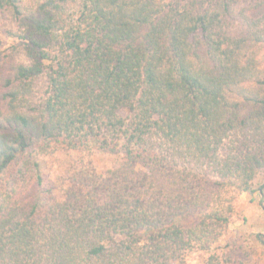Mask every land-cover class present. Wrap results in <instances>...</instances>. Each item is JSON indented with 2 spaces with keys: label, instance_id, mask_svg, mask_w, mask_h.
Masks as SVG:
<instances>
[{
  "label": "trees",
  "instance_id": "obj_1",
  "mask_svg": "<svg viewBox=\"0 0 264 264\" xmlns=\"http://www.w3.org/2000/svg\"><path fill=\"white\" fill-rule=\"evenodd\" d=\"M29 2L0 0V264L211 250L264 179V0Z\"/></svg>",
  "mask_w": 264,
  "mask_h": 264
},
{
  "label": "rangeland",
  "instance_id": "obj_2",
  "mask_svg": "<svg viewBox=\"0 0 264 264\" xmlns=\"http://www.w3.org/2000/svg\"><path fill=\"white\" fill-rule=\"evenodd\" d=\"M26 9H31L29 0H23ZM10 22L3 27H9ZM2 27V28H3ZM8 40V44L12 43ZM99 170L117 164V156H110L95 147L89 151ZM81 155L66 148L57 149L52 155L47 156L52 172L60 168V164L67 163L69 158ZM53 174V173H52ZM262 174L253 182L255 192L227 193L231 199L232 215L229 224L209 251L192 250L183 256L184 264H205L212 253L228 257L231 264H264V194L258 192V187L263 184ZM264 191V187H263Z\"/></svg>",
  "mask_w": 264,
  "mask_h": 264
}]
</instances>
